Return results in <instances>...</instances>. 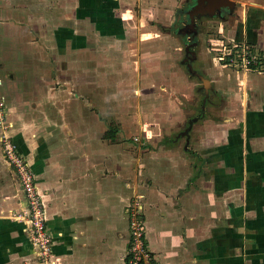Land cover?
I'll return each mask as SVG.
<instances>
[{
  "label": "crops",
  "instance_id": "0c3cea01",
  "mask_svg": "<svg viewBox=\"0 0 264 264\" xmlns=\"http://www.w3.org/2000/svg\"><path fill=\"white\" fill-rule=\"evenodd\" d=\"M233 1L220 18L225 23L233 18L239 41L264 53V21L250 22L240 12L244 4H260ZM193 2L0 0V99L8 133L35 172L53 264H125V209L139 191L146 241L157 264H264V69L222 66L227 77L213 79L224 96L226 118L208 124L200 140L212 153L188 152L185 145L177 151L180 138L168 139L167 130L154 137L146 123L138 126L140 137L158 146L142 154L129 151V134L147 107L144 96L162 94L145 88V71L150 74L152 66L163 73V62L173 61L162 59L171 58V50L160 40L174 33L189 39L179 31ZM210 15L200 18L220 19ZM173 21L175 31L169 27ZM212 68L206 64V71ZM190 120L178 133L186 142L194 136ZM0 156V189H11L4 207L18 213L26 200L17 199L12 190L19 188L17 179L1 149ZM193 176L197 190L187 188ZM0 221L10 241L0 239V254L9 259L25 250L24 264H39L21 220L3 213Z\"/></svg>",
  "mask_w": 264,
  "mask_h": 264
},
{
  "label": "rangeland",
  "instance_id": "374dc122",
  "mask_svg": "<svg viewBox=\"0 0 264 264\" xmlns=\"http://www.w3.org/2000/svg\"><path fill=\"white\" fill-rule=\"evenodd\" d=\"M252 1L259 3L260 6L258 8H254L255 6L253 7L251 5L249 7L248 4L247 5L244 4L243 5L244 9H240V12L242 14V11H243V15H245V18L247 15L250 22L254 21V23L260 24L264 21V0H252ZM186 7L187 6H184L183 10ZM231 19L228 21V23H225V21H222L221 18L220 19H216V18L204 19L198 23L199 30L196 35L197 43L193 48L197 56H196V59L193 61L192 66L196 70L201 71L207 78H210L212 80L214 78L217 79V77L226 78L227 72L229 71L228 69L225 71L224 68L219 64L220 62L218 60V56L221 54L220 49L221 50L223 49L222 45L232 46L233 44H236V43L237 44L245 43L249 46L253 45L252 42H245V41L240 42L239 41V39L237 38L238 34L235 33V30H237V28L232 26L233 23L235 22H232ZM174 23L175 22L173 21L171 23L172 25H170L169 27H171V29L175 31L178 25ZM221 27H222V32L219 31ZM174 34H175L174 36H169V37L164 38L163 40H160V41H163L165 45L169 43L167 44V47H165L164 49H168L169 51L171 50L170 51L171 58L167 57L166 54H164L162 59H166L165 60L166 62H168L167 59L173 60L172 63L170 64V62L168 63L163 62L162 68H161L163 73H159L160 75L155 71V69H153L152 66L150 67L151 69L147 68V70H152L151 71L152 73L150 72V74H148V72L145 71L146 73L145 75H147L146 79L143 80V83H144L143 85L145 86V88L151 87L152 90L154 88H158L157 93L160 90L162 94L160 95L153 94V96H150V94H146V97L144 96V98L147 100L146 102L147 107L146 109H142L143 113H141L140 115V118H139L140 122L139 124H137V126L135 125L134 127L135 132H131L129 134L130 141H131L129 151L132 153L135 152L136 154L137 152H139L140 154H142L144 152L149 151L150 148L154 147V145L158 146V144H153L150 146L149 144H146L143 141V138L140 137L141 135L140 132L143 133V130H140L139 132L138 126L142 123H146L147 126L145 129L147 133L149 130L154 135L155 133H160L161 130L162 131L167 130V132L169 131L170 132L168 134H164V136L167 137L168 139H170L171 137L180 138L181 142L180 144H178L177 151H184L183 145H185V147L187 148L185 149V151L190 152L192 149H194L192 151L198 152L201 154L206 153L207 155L209 151L207 152L206 150L209 148L200 143V140L202 141V137L206 133V130H205L207 129L206 127L208 126V124L215 126L217 122L219 121L224 123L223 120L224 118H226L224 114L225 108H223L222 106V103H224V96H220V94L217 93L216 84L214 83L215 80L211 81L212 84L210 85V89L208 92L209 95L205 101V106L202 103L204 90L201 87L200 80L196 76L190 74L187 71L185 65H182L180 63V59L183 57V54H184L183 47H184V44L187 42L185 34L183 33L182 34L174 33ZM177 35L179 36L178 38L176 37ZM162 49L163 48L161 47L159 51ZM257 50L258 51L256 52V55L260 57V61H263L264 53H259L258 48ZM42 53L43 51L40 52L38 55L41 57ZM206 64H210L213 66L210 72L206 71ZM240 67L241 66L237 67L236 71H239L241 69ZM168 69H172L174 70V72L170 74L166 73L167 72L166 70ZM144 70L145 69H143V72ZM261 71L264 73V70H261ZM162 85L164 86L166 85V87H169L171 89L164 91L160 89L161 88L160 86ZM213 85H215V88L213 87ZM142 97L143 95L139 96V98H142ZM133 99L134 97L131 96V102L133 101ZM137 100L138 98H136V101ZM140 107L143 108V105H141ZM125 117L128 119L129 114H127V116ZM130 117L132 116L130 115ZM193 117L197 118V119H194L195 121H193V124H192L193 131L191 132L192 133L191 135H194V136L190 137L189 142H186L185 135L184 134L178 135V133L179 131L183 129V127L189 124L190 119ZM164 124H165V127L167 126V129L163 128ZM212 150H210L209 153H212ZM172 153L167 152L165 154L170 155ZM212 157H213V154H210L209 159H212ZM1 159L2 157L0 156V160ZM188 160H187V163L188 162L191 163ZM211 161H212L211 164L215 162L214 160H211ZM198 162H200V160L193 158V163L198 164ZM199 168H201V165L199 166ZM0 170H1V167H0ZM199 171L202 172L201 169H199ZM210 173H213V172L211 171ZM194 177L195 176H193L192 179L187 184V188H190V186L191 187L193 186V188L197 190L198 188H200V184L194 182ZM209 178L211 180L213 179V183H214V179H216L217 177H214L213 175H211L209 176ZM8 187L10 186H5L4 188L0 189V195H2L1 197H4V199L6 200L5 202L0 200V214L4 213V215L9 216L10 218L17 219L18 221H20L22 220V217L20 214L16 212L8 213L7 209H5L4 207V204L7 201H9L10 196H11L10 195L11 189L9 190ZM12 190L14 191V193H16L15 195L19 201L22 200V198H24L20 188L13 187ZM213 190H214L215 196H217V192L215 188H213ZM20 192L22 194L21 196H20ZM189 193H192V191H190ZM1 197L0 199H2ZM143 199H144L143 195L141 194V191H139V193H137L135 196H132V198L129 201V204L132 205L134 203V206L141 204L142 213L144 216ZM214 199L216 200V197H214ZM215 200L212 203L211 210L217 209L215 205L217 202ZM0 224H1V221H0ZM145 226L146 225H145V219H144V228ZM211 231L213 230L211 229ZM3 233L4 231L1 230L0 239L4 238V241L6 242V244H9L10 241L6 239L8 238V234L6 236V235H3ZM24 234L26 235L25 231H24ZM146 244H147L146 247L150 252L148 243ZM8 249L10 248H7V250ZM7 250L5 251L6 253H7ZM16 254H18V256H14L13 258H9V259L8 258L6 259L5 255L0 254V263L1 264L2 263L4 264H24L25 258L23 257L26 255V251L18 250L16 251ZM124 263H125V260H124Z\"/></svg>",
  "mask_w": 264,
  "mask_h": 264
},
{
  "label": "built area",
  "instance_id": "2783aa9c",
  "mask_svg": "<svg viewBox=\"0 0 264 264\" xmlns=\"http://www.w3.org/2000/svg\"><path fill=\"white\" fill-rule=\"evenodd\" d=\"M219 64L224 67H250L256 65L259 57L245 43L232 46L222 45ZM221 47V48H222ZM10 122L4 111V101L0 99V149L4 160L12 169L19 188L26 200V207L18 212L22 217L26 233L35 259L39 264H53L52 234L46 223L45 208L41 192L35 180V172L25 156L18 150L16 142L9 135ZM127 205L125 214L128 221V243L125 264H157L146 247L144 216L141 204Z\"/></svg>",
  "mask_w": 264,
  "mask_h": 264
},
{
  "label": "water",
  "instance_id": "95a60500",
  "mask_svg": "<svg viewBox=\"0 0 264 264\" xmlns=\"http://www.w3.org/2000/svg\"><path fill=\"white\" fill-rule=\"evenodd\" d=\"M233 3L232 0H195V3L190 6L187 10V15L189 21L186 23V27L180 29L179 32L190 33L189 39L192 41L190 44L185 46V49L190 55L187 57L188 62H186L187 69L189 73L197 76L202 82L205 88H207L209 79L201 74L198 70L193 68L191 64V60L195 58L196 52L194 49H190V46L196 45L197 40L195 39V34L197 32L196 21L195 18L203 12H207L213 14L215 11H219V9L223 6H230ZM188 29V30H187ZM185 58V60L187 59ZM187 61V60H186Z\"/></svg>",
  "mask_w": 264,
  "mask_h": 264
},
{
  "label": "flooded vegetation",
  "instance_id": "af4514ba",
  "mask_svg": "<svg viewBox=\"0 0 264 264\" xmlns=\"http://www.w3.org/2000/svg\"><path fill=\"white\" fill-rule=\"evenodd\" d=\"M233 1V0H232ZM195 3V0H194V2L191 4V5H193ZM190 5V6H191ZM234 5H235V3H234V1H233V3L230 5V6H223V7H221L220 9H219V11H215L214 13H213V15H215V16H217V17H223V15H225V14H228L229 13V11H231V8L233 9V7H234ZM230 9V10H229ZM210 15V13H207V12H203V13H201L200 15H198L196 18H195V21H196V28H197V32H198V23H199V21L201 20V16H209ZM211 16V15H210ZM189 21V18L187 19V22ZM186 22V23H187ZM186 23H184V25L182 26V28L183 27H186L185 25H186ZM187 28V27H186ZM188 30V29H187ZM197 32H196V34H195V39H196V35H197ZM188 35H190V33H188ZM197 40V39H196ZM192 41L190 40V39H188L187 40V42H186V44H185V46L186 45H188V44H190ZM197 43V42H196ZM190 49H193V46H190L189 47ZM185 51H186V49H185ZM187 52V51H186ZM190 55V53H186V55H185V58H187L188 56ZM196 59V55H195V58L194 59H192L190 62H191V64L193 63V61ZM187 60V61H186ZM186 60H184L183 61V63H184V65H185V67H186V69H187V65H186V62H188V58L186 59ZM187 71H188V69H187ZM189 72V71H188ZM201 74H203L201 71H199ZM191 74V73H190ZM204 75V74H203ZM195 76V75H194ZM205 76V75H204ZM197 77V76H196ZM206 77V76H205ZM198 78V77H197ZM199 79V78H198ZM200 80V79H199ZM200 82H201V87L203 88V90H204V95H203V101H202V103L204 104V106H205V101H206V99H207V97H208V95H209V89H210V84L208 83V86H207V88H205L204 87V85H203V82L200 80ZM193 119H197L196 117H193ZM190 122H191V120H190Z\"/></svg>",
  "mask_w": 264,
  "mask_h": 264
},
{
  "label": "trees",
  "instance_id": "16d2710c",
  "mask_svg": "<svg viewBox=\"0 0 264 264\" xmlns=\"http://www.w3.org/2000/svg\"><path fill=\"white\" fill-rule=\"evenodd\" d=\"M256 65H259V67L261 69H264V59H263V61H260V57H259V59H257ZM253 66H255V65H251L252 68H254Z\"/></svg>",
  "mask_w": 264,
  "mask_h": 264
}]
</instances>
